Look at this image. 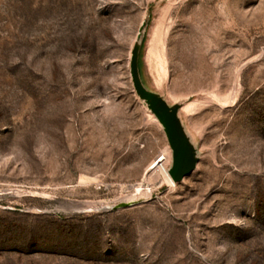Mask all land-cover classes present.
<instances>
[{"label": "rangeland", "instance_id": "1", "mask_svg": "<svg viewBox=\"0 0 264 264\" xmlns=\"http://www.w3.org/2000/svg\"><path fill=\"white\" fill-rule=\"evenodd\" d=\"M0 264H264V0H0Z\"/></svg>", "mask_w": 264, "mask_h": 264}, {"label": "water", "instance_id": "2", "mask_svg": "<svg viewBox=\"0 0 264 264\" xmlns=\"http://www.w3.org/2000/svg\"><path fill=\"white\" fill-rule=\"evenodd\" d=\"M143 26L144 24L141 26L140 32ZM136 48L138 47L136 46ZM130 74L137 94L146 100L148 107L163 126L172 156L168 172L173 181L179 182L194 170L197 157L195 148L179 120L177 107L169 106L162 96L143 85L139 77L136 50L132 52L130 59ZM131 204L132 202L121 201L114 208L127 207Z\"/></svg>", "mask_w": 264, "mask_h": 264}, {"label": "bare ground", "instance_id": "3", "mask_svg": "<svg viewBox=\"0 0 264 264\" xmlns=\"http://www.w3.org/2000/svg\"><path fill=\"white\" fill-rule=\"evenodd\" d=\"M145 24V21H143L139 27V31H138V34H137V41H138V38H139V34H140V28L141 26ZM136 46H137V42H136ZM134 51V50H133ZM131 51V54H130V59H131V56H132V52ZM185 109H188V105H185L182 107V110H185ZM158 120V119H157ZM159 121V120H158ZM160 123V121H159ZM161 124V123H160ZM162 126V124H161ZM163 127V126H162ZM171 150V149H170ZM171 153L169 152V149L167 147H165L163 150H162V154L160 156H157L153 162L150 163L148 170H151V169H155L157 170V172L159 173V175L161 176L162 180L167 182L170 186H174L175 185V181H173L169 175V172H168V168L166 167V164L165 162L167 161V159L170 157ZM172 158V156H171ZM146 173V172H145ZM145 176V175H144ZM149 195V188H144L142 189L140 187V184H138V186L134 189V193L129 195V196H126L125 198H128V199H136V198H139L140 196H148ZM134 200H128V201H125V202H133ZM121 202V201H120Z\"/></svg>", "mask_w": 264, "mask_h": 264}, {"label": "trees", "instance_id": "4", "mask_svg": "<svg viewBox=\"0 0 264 264\" xmlns=\"http://www.w3.org/2000/svg\"><path fill=\"white\" fill-rule=\"evenodd\" d=\"M142 37H143V28L140 32V35H139V38H138V41H137V47L140 46L141 42H142Z\"/></svg>", "mask_w": 264, "mask_h": 264}]
</instances>
